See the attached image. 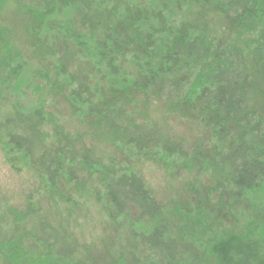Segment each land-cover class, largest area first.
Returning <instances> with one entry per match:
<instances>
[{"label":"trees","instance_id":"trees-1","mask_svg":"<svg viewBox=\"0 0 264 264\" xmlns=\"http://www.w3.org/2000/svg\"><path fill=\"white\" fill-rule=\"evenodd\" d=\"M34 2L42 5L41 0ZM216 2L232 23L225 37L211 35L201 27L184 28L180 16L171 15L170 20L160 18L141 10V5L136 12L133 9L128 12L130 15L125 14L116 25L90 22L95 27L89 35L71 29L69 20L56 23L58 26L54 29L47 28L53 23L49 20L45 23L42 13L29 11L46 28L45 32H54L63 43H71L75 50L82 52L91 74L89 82L86 77L82 82L76 81V85V77L67 72L63 63L47 67L48 71L43 66L33 74L43 88L31 89L40 98L45 95V89H49V96L61 97L72 117L80 119L83 127H96L105 139L107 130L109 139L106 140L115 142L112 145L124 158L152 157L166 164L177 162L184 170L194 173V181L199 183L203 175L209 184L205 194L197 187L192 190V183L189 189L205 205L214 203L215 199L222 213L232 201L238 206L246 201L258 209L252 223L238 228L241 232L225 229L216 220H206L203 206L182 214L178 236L182 244L189 243L185 249L181 245L182 258L173 256L166 244L161 245L164 249L154 245L165 253L169 264H264V0ZM80 19L83 21L82 15ZM2 33L0 30V96L11 78L20 76L25 68L16 46L2 42ZM46 53L52 56L54 50L47 52L46 49ZM26 78L13 88L23 87L30 77ZM147 95L164 98L177 113L203 126L211 134L208 143L198 141L192 149L177 148L165 142L156 127H153L157 130L155 135L148 136L143 125L125 124L119 128L113 120L112 127L117 128L116 131L107 129L111 115L123 112L120 102H130L132 96L139 99ZM39 102L29 111L14 108L17 122L7 115L0 121V149L5 163L17 171L28 169L48 191L54 192L57 185L63 190L69 188L72 176H75V185L85 183L76 177L77 173L91 177L99 173L97 181L106 193L104 209L108 219L119 217L120 225L126 224L124 228L132 233H135V224L144 226L142 222L148 219L141 214L136 222L129 220L128 204L136 206L137 198L147 209L148 205L157 206L158 213L161 206L132 170L113 165L103 171L100 165L103 162L91 155L93 150L86 148L82 136L78 140L63 131L60 119L55 120L53 112L45 111L43 100ZM48 127L53 128L55 135L49 136L44 131ZM212 141L215 142L209 145ZM122 176H129L120 187L125 194L123 207L113 194ZM141 203L137 206L143 208ZM7 221L0 223L2 264L80 263L72 262L70 255L55 253L53 243L38 253L40 243L38 239L35 242L37 237L33 231L25 232L27 219L23 215L16 214ZM151 221L154 223L149 227L150 237L158 236L166 241L171 231L166 221L157 215ZM165 226L167 230L163 229ZM38 227H34L35 232ZM161 228L163 232L158 235L157 229ZM29 236L33 239L29 240ZM149 238L147 240L151 241Z\"/></svg>","mask_w":264,"mask_h":264},{"label":"rangeland","instance_id":"rangeland-1","mask_svg":"<svg viewBox=\"0 0 264 264\" xmlns=\"http://www.w3.org/2000/svg\"><path fill=\"white\" fill-rule=\"evenodd\" d=\"M41 1L42 5L38 6L34 0H0L2 42H11L16 46V51L21 56V61L24 62L25 67L20 76L11 78L9 86L0 96V121H3L4 116L7 115L11 120L17 122L14 108L29 111L35 103L40 104L39 101L43 100L45 111L53 112L55 120L60 119L58 122L63 126V131L68 132L70 136L78 140L82 136L86 148L93 150L91 155L103 162L100 164L103 171L113 165L120 169L128 167L135 173V177L143 181L161 208L158 207L159 211L156 214L157 206L148 205L147 209L137 198L135 199L136 206L141 203L143 208L128 204L129 220L136 222L141 214L145 219H148V222H142L144 226L135 224V233H132L124 228L126 224L120 225L119 217L108 219L104 209V203L107 200V197H104L106 193L97 181V179L99 180V173L94 177L87 173H77L76 177L85 181L82 185H75V180H73L75 176H72V178L70 177L72 180L69 181V188L66 187L63 190L60 185L56 184L55 192L48 191L46 185L36 179L28 169L22 168L21 171H17L5 163L0 149V223L9 222L7 220H11L16 214L23 215L27 219L25 232L33 231L37 237L35 242L38 239L40 243L37 244L38 250L36 251L38 253H42L45 248L47 250L48 246L53 243L52 250L55 253L70 255L72 262H80L79 264H169L165 253L154 246L165 244L173 256L182 258V246L184 249L188 248L189 243L182 244L183 240L178 236L179 228L177 227L181 224L182 214L191 213L194 209L202 208V206L205 207L203 214L206 215V220L209 222L216 220L215 222L219 226L225 229L229 228L230 231L241 232L238 228L245 223H252L255 219L253 217H256L259 211L257 208L248 205L246 201L240 206L232 201L222 213L219 209L221 206L219 205L218 208L215 199L212 200L214 203L205 205L203 200L192 194L189 189L192 183V190L197 187L201 189V194L204 195L209 184L203 175L200 176L202 181L199 183L194 181V173L184 170L177 162L166 164L152 157L143 159L128 156L124 158L112 145L115 142L109 143L106 140L109 133L107 130L105 131V139L96 127L92 126L90 129L87 126L83 127L80 119L72 117L67 104L61 97L58 95L51 97L49 96V89H45V95L40 98V96L32 93L33 90L31 89V87L43 88L39 82L35 81V75H33L37 70L44 68L43 66L54 68V65L63 63L67 66V72L76 77V85V81L82 82L86 77L88 78L86 81L89 82L91 78L89 75L91 74L88 72L87 59L82 56V52L78 49L75 50L71 43H63L54 32H45L46 28L40 25L39 21L29 11L42 13L45 23L48 20L53 23L46 26L47 28L54 29L58 26L56 23L61 24L63 21L69 20L68 26L71 29L76 30L81 35H89L94 30L95 25H107L109 23L116 25L125 14L130 15L128 12H132L133 9L136 12V9L141 5V10L150 11L160 18L164 16L170 20L171 15L180 16L184 28L201 27L203 31L211 35L220 34L225 37L229 33L228 31H231L232 23L228 16L220 10L216 0ZM67 4L68 7H66ZM81 15L83 21H80ZM90 22L95 23V25ZM45 47L47 52L51 48L54 50L52 56L46 53ZM49 68L46 70L48 71ZM27 75L30 77L28 78L29 81L24 85L22 84L23 87L14 89L13 86L20 83V80L22 81L23 77L26 78ZM63 95L66 96V91L63 92ZM132 97L130 102H120L119 106L123 109L121 114L117 113L118 116H115L116 113H113L114 116L110 114L112 118L108 123L109 127L107 126L110 132L112 130L115 132L117 129L112 127L114 121L119 128L125 124L143 125L148 136L155 135L157 130L153 127H156L157 133L163 135L165 142H171L177 148L192 149L198 144V141H204V144L208 143V137L211 136L209 131L177 113L164 98L151 95L142 96L139 99L138 96ZM45 102H52V104H45ZM44 131L49 136L55 135L51 127L45 128ZM132 136L137 137L138 135L133 134ZM47 140L50 141L51 137ZM214 142H209V145ZM48 143L51 144V142ZM128 178L129 176H122L119 187L113 190V194L118 198V203L122 207L125 203V194L123 188L120 187L125 185ZM63 183V185L67 184L65 180ZM133 184L138 186L137 181H134ZM137 189L135 187V190ZM67 191H70V194H67ZM49 192L54 196L52 197ZM134 193L131 191V194ZM239 201L236 200L237 203ZM131 202L133 203V201L128 200V203ZM262 213L260 216H263ZM156 215L161 216L171 230L166 241L158 236L157 238L150 237L152 231L149 227L154 223L151 219H155ZM35 226H39L36 232ZM167 227L165 226L163 229L167 230ZM144 232H146L145 236L143 235ZM160 232H163L162 228L157 229L158 235ZM27 238L33 239L32 236ZM2 263L0 262V264Z\"/></svg>","mask_w":264,"mask_h":264}]
</instances>
